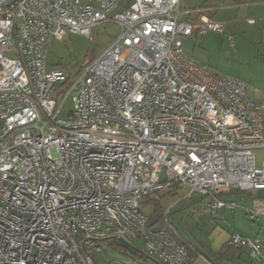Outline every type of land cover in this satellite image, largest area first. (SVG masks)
Listing matches in <instances>:
<instances>
[{
  "label": "built area",
  "instance_id": "obj_1",
  "mask_svg": "<svg viewBox=\"0 0 264 264\" xmlns=\"http://www.w3.org/2000/svg\"><path fill=\"white\" fill-rule=\"evenodd\" d=\"M180 2L0 0V264H97L109 238L138 236L165 264H190L144 197L185 185L219 209L236 205L221 197L232 188H264V99L185 52V36L224 23L210 7L182 18ZM105 21L121 31L75 81L48 69L53 37ZM228 244L264 258L258 235Z\"/></svg>",
  "mask_w": 264,
  "mask_h": 264
},
{
  "label": "rangeland",
  "instance_id": "obj_2",
  "mask_svg": "<svg viewBox=\"0 0 264 264\" xmlns=\"http://www.w3.org/2000/svg\"><path fill=\"white\" fill-rule=\"evenodd\" d=\"M211 0L221 7L214 13L215 21L224 22V32L208 30L204 34L192 33L184 37L185 52L206 64L210 69L223 76H232L248 85V95L254 100L264 99V0ZM116 7L118 10L119 5ZM121 26L116 21L100 22L94 26L90 35L67 33L61 38L53 37L47 56L48 69H61L71 81L84 67L85 61L101 53L110 42L119 35ZM66 99L64 111L73 108L72 96ZM59 98V95H57ZM1 125V120H0ZM168 187L152 196H162V205L173 221V228L201 247L216 244L226 232L238 233L246 237L257 236L259 223L251 220L247 210L254 207V201L264 198V189L250 194L248 191L232 188L231 193H224L222 198L237 203L236 210L213 208L209 206L211 197L194 192L188 186L176 189ZM201 207V211L197 210ZM148 212V209L143 206ZM260 228L262 226L260 225ZM261 230V229H260ZM177 232V231H176ZM177 233V234H179ZM259 236V235H258ZM138 248H144L141 236L132 240ZM111 258H118L125 264H150L147 257L130 254L122 246L111 245L101 254H96L97 264H108ZM206 256H198L193 264H205Z\"/></svg>",
  "mask_w": 264,
  "mask_h": 264
},
{
  "label": "crops",
  "instance_id": "obj_3",
  "mask_svg": "<svg viewBox=\"0 0 264 264\" xmlns=\"http://www.w3.org/2000/svg\"><path fill=\"white\" fill-rule=\"evenodd\" d=\"M131 1L132 0H119V2H121V4L119 5L120 7L119 9H123L129 6ZM228 1L229 0H223L222 5L223 6L227 5ZM255 1H260V0H255ZM260 3L264 5V2H260ZM200 7H210L209 9H204L202 12H204L208 17L214 20L215 19L214 13L221 6L220 5L217 6L215 3H211V0H181L180 2V8L182 11L181 17L186 18V19H191L194 22L199 21L201 19L202 12H196V11L189 12L187 10L191 8H200ZM224 27H225V23H224ZM222 32H224V30ZM173 187L175 188V191L176 189L179 188L177 186H173ZM261 189H264V188L248 190V192L250 194H253V192L255 191L256 192L255 196L259 197L257 196V193ZM237 190H240V189H237ZM241 191H245V190H241ZM231 192H232V189L224 193H231ZM225 200L230 201L228 199H225ZM253 204H254V207L249 208L248 210L256 211L259 213V215L256 218H252L251 216L250 218L251 220L257 221L259 223V227L257 229V235H259L262 238L263 243H264V198L258 199V200L256 199ZM236 205L234 207L224 206L221 208L233 209L235 211ZM221 208H219L218 210H220ZM197 210H198V207H197ZM248 210H247V213L248 215H250ZM260 225L262 226V228H260ZM231 234H232L231 232H226L225 234H223L221 241H219L216 244L214 243L209 244V245L207 244V246H204V247H201L200 245L195 244L192 240L189 239L192 242L194 250L196 252L195 257H193V259L190 261V264H193L194 259H196L200 255L202 256L205 255L206 258L208 259L205 262V264H264V258L263 259L252 258L247 247L230 248L228 244V239Z\"/></svg>",
  "mask_w": 264,
  "mask_h": 264
},
{
  "label": "trees",
  "instance_id": "obj_4",
  "mask_svg": "<svg viewBox=\"0 0 264 264\" xmlns=\"http://www.w3.org/2000/svg\"><path fill=\"white\" fill-rule=\"evenodd\" d=\"M88 61H85V64H87ZM85 64H84V66H85ZM169 192L172 194L175 193V191H172V190H170ZM161 197L162 196L155 197L152 195H147L141 201L142 208L144 206L148 209L147 214H148V218H149V224L152 226L166 228L173 235V237L175 239L186 244V246L188 247L189 252H190V258H191L190 261H191L193 259V257H195V255H196L193 244L189 239L183 237L176 228H173V221H172L171 216H170V211H167L164 208V206L162 205ZM198 210L201 211V208L198 207ZM177 233H179V234H177ZM118 241H119L118 238H109L108 239V247L111 245L119 246ZM229 247L230 248H242V247H236V246H231V245H229ZM123 248H125V247H123ZM125 249L130 251V254H138V255H141V256H144V257L151 259L153 262L150 264H165L160 258L149 253L145 249V247L143 249H140L135 245L133 250H129L127 248H125ZM105 250H103V252ZM103 252H101V254ZM107 263L108 264H125L122 260H120L118 258H111L110 260L107 261Z\"/></svg>",
  "mask_w": 264,
  "mask_h": 264
},
{
  "label": "water",
  "instance_id": "obj_5",
  "mask_svg": "<svg viewBox=\"0 0 264 264\" xmlns=\"http://www.w3.org/2000/svg\"><path fill=\"white\" fill-rule=\"evenodd\" d=\"M118 245L122 246V247H125V248H127L129 250H133L134 247H135L134 243H132L130 241H127V240H123V239H119Z\"/></svg>",
  "mask_w": 264,
  "mask_h": 264
}]
</instances>
